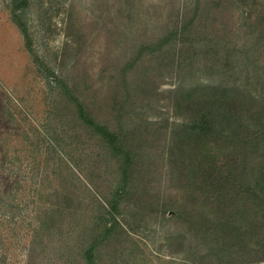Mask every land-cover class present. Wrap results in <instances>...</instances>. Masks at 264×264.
I'll return each instance as SVG.
<instances>
[{"label": "rangeland", "instance_id": "rangeland-1", "mask_svg": "<svg viewBox=\"0 0 264 264\" xmlns=\"http://www.w3.org/2000/svg\"><path fill=\"white\" fill-rule=\"evenodd\" d=\"M0 264H264V0H0Z\"/></svg>", "mask_w": 264, "mask_h": 264}]
</instances>
